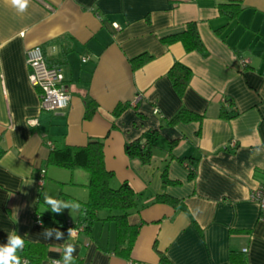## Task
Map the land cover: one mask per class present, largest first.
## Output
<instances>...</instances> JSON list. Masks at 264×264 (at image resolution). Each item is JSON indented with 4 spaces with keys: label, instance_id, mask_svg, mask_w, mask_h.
Segmentation results:
<instances>
[{
    "label": "crops",
    "instance_id": "1",
    "mask_svg": "<svg viewBox=\"0 0 264 264\" xmlns=\"http://www.w3.org/2000/svg\"><path fill=\"white\" fill-rule=\"evenodd\" d=\"M221 2L240 10L228 18ZM189 21L204 55L161 41ZM35 45L47 65L62 69L70 95L62 110L39 108L40 89L29 82L25 60ZM174 62L191 72L182 94L168 76ZM87 99L95 105L85 118ZM119 104L126 106L114 115ZM181 108L196 118L170 122ZM150 132L157 137L149 161L129 157L126 145ZM89 138L103 139L110 185L127 182L140 205L128 216L139 225L128 257L115 252L114 233L101 231L113 222L95 221L72 239L67 222H79V212L56 214L44 203L45 193L87 200V172L47 158L50 144L83 146ZM259 183L264 0H30L23 13L0 0V245L15 230L41 251L30 264L61 259L66 242L76 246L73 264H161L158 252L169 264H264V218L250 199ZM46 228H59L64 239H45Z\"/></svg>",
    "mask_w": 264,
    "mask_h": 264
},
{
    "label": "trees",
    "instance_id": "2",
    "mask_svg": "<svg viewBox=\"0 0 264 264\" xmlns=\"http://www.w3.org/2000/svg\"><path fill=\"white\" fill-rule=\"evenodd\" d=\"M233 5L229 10L227 6ZM218 10L221 14L232 18L240 10L237 3H218ZM161 41L166 45L174 42H181L186 52L198 51L205 54L206 50L199 36L196 23L189 21L185 24L182 31L166 35L161 38ZM145 57L144 54L133 58V61H139L138 64H133V67L139 65L140 60ZM191 72L190 69L179 62H174L168 70V76L172 81L175 90L182 94L187 87ZM94 102L91 99L86 101V110L84 117L88 118L94 107ZM126 105L119 104L113 110L114 115L120 114ZM190 118H196L190 111L184 108L170 119V122L185 121ZM154 132L145 134L142 139L134 140L126 145V153L129 157H137L142 162H148L152 155V146L156 138ZM50 152L47 158V163L53 166L61 167L70 171L82 169L88 174V181L85 184L88 190V198L81 204L79 211V222L72 224L73 226H82V230L86 232L92 231V225L95 221H110L114 224L115 229V247L114 250L118 255L128 257L138 232V224H130L128 216L139 210V203L136 200V195L131 186L127 182H122L118 187H112L110 180L113 177L112 171L108 170L104 162L103 139L89 138L83 146L64 145L62 147L49 146ZM194 168H189V177H193ZM163 185H167L170 180L167 177L166 169L162 173ZM160 201H166L165 195L158 196ZM103 211V215L99 212ZM37 245L25 242L23 251L17 254L22 259L32 261L33 255H39L36 250ZM161 264H169L167 258L160 252Z\"/></svg>",
    "mask_w": 264,
    "mask_h": 264
},
{
    "label": "built area",
    "instance_id": "3",
    "mask_svg": "<svg viewBox=\"0 0 264 264\" xmlns=\"http://www.w3.org/2000/svg\"><path fill=\"white\" fill-rule=\"evenodd\" d=\"M25 56L26 65L29 69V82L32 86L40 89L39 108L43 111L50 112L66 108L70 100V95L63 82L64 77L62 69L60 67L47 65L42 48L38 45L28 48ZM87 59V55L82 57V61H86ZM231 145H235L234 141L231 142ZM42 178L43 174L39 179L40 183H42ZM250 199L258 202L261 210V218H264V183L257 184L250 193ZM35 221L38 224L41 223L38 215ZM67 225L69 228H76L77 235L82 231V226L76 227L68 222ZM245 250L244 248L243 251ZM23 260L25 259H22V261Z\"/></svg>",
    "mask_w": 264,
    "mask_h": 264
},
{
    "label": "clouds",
    "instance_id": "4",
    "mask_svg": "<svg viewBox=\"0 0 264 264\" xmlns=\"http://www.w3.org/2000/svg\"><path fill=\"white\" fill-rule=\"evenodd\" d=\"M30 0H10V4L18 12L23 13L27 10ZM31 126L36 125L35 120L29 121ZM44 203L50 208L53 213L59 214L64 209L70 211L79 212L81 210V204L75 201H63L55 199L49 196L47 193L44 194ZM45 239H55L57 241L64 239V233L59 228H46L42 232ZM68 236L72 239L77 237V229L69 228ZM25 247V240L23 237L17 234L15 230L8 233L7 243L0 245V264H29L27 259L21 260V257L17 254L23 251ZM76 246L74 243L66 242L62 246V258L59 260L53 259L50 264H73Z\"/></svg>",
    "mask_w": 264,
    "mask_h": 264
},
{
    "label": "rangeland",
    "instance_id": "5",
    "mask_svg": "<svg viewBox=\"0 0 264 264\" xmlns=\"http://www.w3.org/2000/svg\"><path fill=\"white\" fill-rule=\"evenodd\" d=\"M103 230H101L103 233L107 234V233H114L115 234V229H114V225L111 224V227L109 226V224H105L104 228H102Z\"/></svg>",
    "mask_w": 264,
    "mask_h": 264
}]
</instances>
